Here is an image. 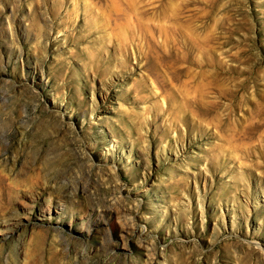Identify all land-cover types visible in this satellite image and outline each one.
Returning a JSON list of instances; mask_svg holds the SVG:
<instances>
[{"label":"rangeland","instance_id":"rangeland-1","mask_svg":"<svg viewBox=\"0 0 264 264\" xmlns=\"http://www.w3.org/2000/svg\"><path fill=\"white\" fill-rule=\"evenodd\" d=\"M0 264H264V0H0Z\"/></svg>","mask_w":264,"mask_h":264}]
</instances>
